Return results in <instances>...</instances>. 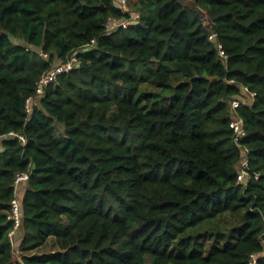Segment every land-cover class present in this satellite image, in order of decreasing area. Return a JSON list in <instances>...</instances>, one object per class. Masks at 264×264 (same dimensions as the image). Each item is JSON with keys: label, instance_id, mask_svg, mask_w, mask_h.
I'll return each mask as SVG.
<instances>
[{"label": "trees", "instance_id": "1", "mask_svg": "<svg viewBox=\"0 0 264 264\" xmlns=\"http://www.w3.org/2000/svg\"><path fill=\"white\" fill-rule=\"evenodd\" d=\"M111 19L128 26L109 31ZM73 55L37 102L42 76ZM253 255L264 264V0H0V264Z\"/></svg>", "mask_w": 264, "mask_h": 264}, {"label": "built area", "instance_id": "2", "mask_svg": "<svg viewBox=\"0 0 264 264\" xmlns=\"http://www.w3.org/2000/svg\"><path fill=\"white\" fill-rule=\"evenodd\" d=\"M128 1L129 0H119V4L121 7H125ZM127 26H128V21L118 20V19H111L107 25L109 31ZM94 43L95 41H93L92 44ZM77 63H78V59L75 55H73L72 58L67 63L58 64L51 71L45 73L37 84V88H36L37 102L40 101L46 89L51 84H53L60 75L69 73L77 65ZM244 90L245 92H248L247 88H245ZM254 95L255 94H252V96ZM35 101L36 100L34 98L28 99L27 111L29 113L32 112L33 103ZM240 104L241 101L239 100H234L232 103L234 109L238 108ZM231 128L233 129V132L235 134V142L237 145L240 146L241 139L246 135L243 120L235 116L231 122ZM21 138L25 140L24 137L21 136ZM246 151L248 153V149ZM249 162H250L249 157L247 155H244L238 169L239 170L238 181L240 183L247 184ZM29 180H30V175L29 173L26 172L18 173L15 180L16 197L12 201L11 208L8 213V218L9 220L12 221L14 225L13 230L10 234V239L14 246L17 245V234L19 233L20 229L23 226L24 212H23L22 198L28 188ZM250 264H257V255L252 256V260Z\"/></svg>", "mask_w": 264, "mask_h": 264}, {"label": "rangeland", "instance_id": "3", "mask_svg": "<svg viewBox=\"0 0 264 264\" xmlns=\"http://www.w3.org/2000/svg\"><path fill=\"white\" fill-rule=\"evenodd\" d=\"M248 99L249 98H246V101H249ZM51 242H52V240L50 239L49 243L46 246H44L43 248L37 250V252H49L52 249H54ZM15 250H16V258H15V260L21 259L22 253L19 250V247L17 249H15Z\"/></svg>", "mask_w": 264, "mask_h": 264}]
</instances>
